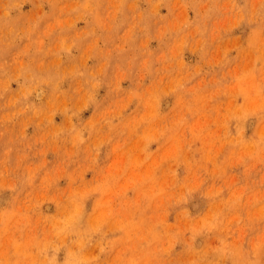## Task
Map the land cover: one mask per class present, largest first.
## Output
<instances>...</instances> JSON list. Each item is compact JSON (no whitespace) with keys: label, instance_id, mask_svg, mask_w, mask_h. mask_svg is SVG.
<instances>
[{"label":"rangeland","instance_id":"rangeland-1","mask_svg":"<svg viewBox=\"0 0 264 264\" xmlns=\"http://www.w3.org/2000/svg\"><path fill=\"white\" fill-rule=\"evenodd\" d=\"M0 264H264V0H0Z\"/></svg>","mask_w":264,"mask_h":264}]
</instances>
